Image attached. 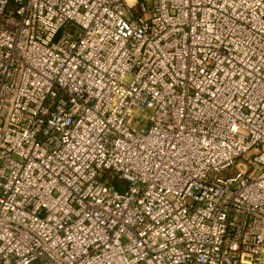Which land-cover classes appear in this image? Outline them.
<instances>
[{"label": "built area", "instance_id": "1", "mask_svg": "<svg viewBox=\"0 0 264 264\" xmlns=\"http://www.w3.org/2000/svg\"><path fill=\"white\" fill-rule=\"evenodd\" d=\"M0 264H264V0H0Z\"/></svg>", "mask_w": 264, "mask_h": 264}, {"label": "rangeland", "instance_id": "2", "mask_svg": "<svg viewBox=\"0 0 264 264\" xmlns=\"http://www.w3.org/2000/svg\"><path fill=\"white\" fill-rule=\"evenodd\" d=\"M243 169H246L247 168V166H244V167H242ZM234 171V170H233ZM233 172L230 170L229 172H228V174H232Z\"/></svg>", "mask_w": 264, "mask_h": 264}]
</instances>
